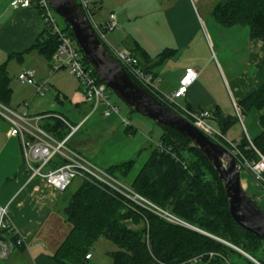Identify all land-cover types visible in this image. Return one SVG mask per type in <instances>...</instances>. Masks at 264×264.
I'll list each match as a JSON object with an SVG mask.
<instances>
[{"label":"trees","instance_id":"1","mask_svg":"<svg viewBox=\"0 0 264 264\" xmlns=\"http://www.w3.org/2000/svg\"><path fill=\"white\" fill-rule=\"evenodd\" d=\"M37 11L41 15V10L37 8ZM212 16L225 27L248 26L252 38L264 39V0H220L214 5ZM41 22L42 28L34 44L23 52L11 54V58H23L25 53L37 51L51 63L59 44V36L42 16ZM62 30L75 39L68 25ZM134 44L132 53L139 59L142 69L153 77L156 62L152 61L158 59L161 62L173 52L163 51L151 58L136 41ZM83 62L91 68L84 55ZM92 72L97 81L101 82ZM10 82L7 65L3 63L0 66V103L7 107H10L13 94ZM237 106L243 114L251 109H263L264 83L244 96ZM41 115L45 122L41 127L53 137L62 140L69 134L68 126L61 118L50 113ZM210 116L217 119L223 131L236 118L225 116L219 108ZM260 125L261 133L251 139L253 146L246 135L236 143L240 153L235 155L237 163L242 160V156L250 161L258 159L256 150L264 155V116L260 118ZM126 130L135 131L131 125ZM221 144L234 151L231 144ZM63 163L61 158L56 157L51 161L50 168ZM134 167L135 159H130L113 164L106 171L123 179L129 176ZM130 185L135 192L175 213L198 230L172 224L106 186L81 179L79 187L68 198L64 208L63 215L71 225V230L55 255L57 261L81 264L91 254L95 242L105 238L117 247L110 252L112 264H187L195 257H200L203 264H257L227 243L264 264V240L247 232L233 220L224 184L217 170L198 148L176 130L170 127L163 130L160 141ZM247 195L258 205L254 196L249 193ZM210 253L213 255L210 256Z\"/></svg>","mask_w":264,"mask_h":264},{"label":"crops","instance_id":"2","mask_svg":"<svg viewBox=\"0 0 264 264\" xmlns=\"http://www.w3.org/2000/svg\"><path fill=\"white\" fill-rule=\"evenodd\" d=\"M192 1H172V5L165 9L159 18H156V27L151 30L152 33L155 32L154 41L134 33L135 29L130 27L134 15H128L129 23L124 24L126 33L123 36L113 31L110 32L112 33L110 38L117 42V46L131 51L135 49L136 41L151 58H155L163 51H173L161 62L158 59L152 61V63L156 62L153 67L155 95L183 116L184 108L208 110L211 113L219 108L225 116H235L234 122L225 131L221 129L217 119L212 116L205 118L206 124L213 130L210 137L218 140L220 144L222 142L237 143L245 135L253 139L261 133L260 118L264 116V108L251 109L242 113V124L237 116L235 104L237 105L244 96L264 83V39L252 38L248 26L233 25L227 28L232 29L231 33L238 31L240 40L225 41L218 46V41H215L207 21L203 20L192 7ZM11 2L12 0H0V66L6 63L7 70L12 60L15 59L22 65L27 55L37 52L25 53L23 58L19 59L10 57L11 54L30 48L42 28L41 15L37 9L14 8ZM102 4L103 0H96L95 17L102 8ZM107 17L100 18L98 22H103ZM215 22L219 24L216 20ZM237 27H247L248 32L244 30L245 28ZM196 36L200 38L201 48L194 43ZM52 59L54 60V57ZM49 66L51 67L52 63ZM189 68L197 70L196 79L184 96L174 98V101L170 102L168 98L178 89L181 78ZM29 69L34 71L35 77V69ZM43 78V76L39 77L37 82H46ZM47 89L46 85L41 94L37 90L36 92L44 96ZM66 97V94L61 96L58 91L55 99H58L57 101L61 99L60 102H63ZM70 103L81 113L89 108L82 121L73 126H79L96 111L93 110L92 103L84 98L81 86L71 92ZM28 106L29 103L23 102L13 109L28 111ZM44 112L58 118L65 116L56 110H47L40 114H30L28 111L32 117H42L39 120L40 126L45 123L41 115ZM116 114L120 115V111L108 116H104L102 112V115L106 117L104 120L106 123H114L113 120L118 117ZM127 121L128 123L121 117V122L125 124V133L127 135L135 133V128L134 132L126 130L129 125L133 126L130 120L127 119ZM84 124L85 122L76 133ZM9 130V122L0 116V204L9 207L11 218V229L2 235L1 242L12 244L5 255L0 245V264H65L57 261L55 255L71 230V225L63 215L66 205L62 203L66 200L64 191L67 188L63 191L56 190L42 178H30L29 170L24 162L21 142L18 137L11 136ZM74 135L69 140V146L93 162L74 145L72 141ZM84 135L88 139L93 138L92 133L86 132ZM113 162L115 163L111 165L120 163ZM50 166L51 164H48L46 169H50ZM241 171L244 172L241 173ZM241 171V184L245 192L254 196L259 203H263L264 189L254 180L249 170ZM15 235L16 238L22 239V244H14ZM100 239L95 244L99 243ZM107 243V248L101 252L111 257L110 252L113 251L115 244ZM98 247L96 244L95 255L100 253ZM67 264L70 263L67 262ZM81 264H112V262L91 253L90 258L85 259Z\"/></svg>","mask_w":264,"mask_h":264},{"label":"built area","instance_id":"3","mask_svg":"<svg viewBox=\"0 0 264 264\" xmlns=\"http://www.w3.org/2000/svg\"><path fill=\"white\" fill-rule=\"evenodd\" d=\"M75 1L81 11L88 18L101 43H104L108 47V51L116 60H118L126 72L134 77L141 85L154 92L155 85L153 76L142 69L139 64V59L131 50L125 47L112 46L107 38V34L115 31L119 26L116 13L110 12L103 22H98L95 17L96 0ZM11 5L14 8H38L41 10V16L44 21L49 24L53 32L57 33L59 36V44L53 55L54 60L59 64H53L51 70L56 71L61 67H67L70 74L79 80L84 98L92 103L93 110L98 109L102 104L106 106L103 110L104 116H108L113 112L119 113V108L110 101L108 93L109 88L107 85L102 81H97L92 72L93 69L84 64L83 53L79 50L74 39H72L67 32H64L57 24L49 1L12 0ZM197 75V70L192 68L187 69L180 80L178 89L168 98L170 102H173L174 98L184 96ZM18 79L21 82L34 84L37 87V92L39 94L42 93V90L45 89L47 85L46 82L38 83L35 80L34 71L30 69L20 72ZM235 107L237 116L243 124V114L236 104ZM183 114L202 132L209 137L212 136L213 130L205 122V118H208L211 115L208 110H192L184 108ZM0 116L9 122V134L18 137L21 142L24 162L29 170L30 178H42L48 185L60 191L65 190L75 177L89 179L99 185L106 186L107 188L118 192L131 202L153 211L155 214L172 224L198 230L175 213L156 205L144 196L135 192L131 188V185H127L122 179L110 174L106 169L98 168L93 162L73 150L68 143L70 138L78 131L79 126H73L65 118L61 117L68 126L70 132L64 139L58 140L39 125V120L42 117H32L27 110L17 111L0 103ZM124 121L128 123L125 118ZM246 137L252 145L251 138L247 135ZM231 145L234 149L232 153L234 155L240 154L236 149V143H231ZM256 152L258 154V159L250 161L242 156V160L238 163V166L241 170H249L254 180L264 189V155L258 150H256ZM56 157L61 158L64 163L58 167L46 169L47 165ZM10 229L11 218L9 207L0 204V245L4 255L12 244L1 242V237ZM14 244H22V239L16 238ZM227 244L237 249V247L232 244ZM212 255L213 253H210V256ZM90 256L91 254H88L86 257L90 258ZM187 264H203V262L200 261V257H195L189 260Z\"/></svg>","mask_w":264,"mask_h":264},{"label":"rangeland","instance_id":"4","mask_svg":"<svg viewBox=\"0 0 264 264\" xmlns=\"http://www.w3.org/2000/svg\"><path fill=\"white\" fill-rule=\"evenodd\" d=\"M172 1L173 0H103L102 8H100V11L96 15V20L99 21L100 18L107 17L109 12L116 13L119 26L116 28L115 32H119L123 36L126 33L124 32L126 30V25L129 23L128 15H134L130 22V27L135 29L134 33L147 37L149 41H154L155 32L152 33L151 30L156 27V18H159L161 13L172 5ZM193 1L192 7L199 13L203 20L207 21L215 41H218V46L225 41L240 40L238 31H233V33H231V28L223 27L215 22L212 16V9L220 0ZM53 13L57 24L61 29H65L67 23L54 11ZM125 23L126 25H124ZM237 28H245L244 30L248 32L247 27ZM111 34L112 33L107 34L109 42L111 41L110 44L114 47H119L117 46V42L110 38ZM74 42L76 43L75 39ZM194 43L201 48L199 36H196ZM51 63L53 65L56 64L57 61L52 59ZM58 64L59 63H57V65ZM29 68L35 69L36 81H38L39 77H44L43 79L48 86V89L44 92V96L38 95L35 85L23 83L17 78L20 72ZM8 71L13 90L10 108L15 107L19 103L23 104V102H26L27 104L29 103L28 111L30 114H40V112L42 113L47 110L60 111L65 115L61 117L65 118L72 125L80 123L86 115L89 108L81 113L70 103L71 92L80 86V82L76 77L70 74L67 67H61L56 71H52L45 57L37 52H33L32 55L26 56L25 62L22 65L17 63L15 59L12 60ZM58 91L61 96H64V94L67 95L63 102H60L61 99L59 101L55 99ZM109 97L111 102L120 109V115L116 114L118 117L113 120L115 122L106 123L104 121L106 117L102 115V112L106 106L101 104L96 111L87 117V121L85 120L82 122H85L84 126L74 135L72 141L78 149L101 169H107L112 163H115L113 161L122 162L135 159L134 169L130 172L128 177L122 179L124 183L130 185L142 165L148 159L152 149L160 141L163 129L151 119L135 111H131L130 107L122 102L111 90L109 92ZM121 117L130 120V123L136 129L135 133L129 135L125 133V124L121 122ZM86 132L92 133L93 138L88 139L84 135ZM152 145L155 146L152 147ZM243 172L244 171H241V173ZM80 183L81 179L78 177L72 180L71 185L65 193L67 199L63 201L62 204L66 205L68 198L79 187ZM258 205L264 210V202H258ZM106 240L105 238H101L99 243H96L100 250L98 255H95V249H97L96 244L94 246L95 248H91V253H93L94 256L100 255L103 260H110L112 262L111 257L101 252L105 251L107 248V242L114 244ZM116 249L117 247L114 245L113 250Z\"/></svg>","mask_w":264,"mask_h":264},{"label":"water","instance_id":"5","mask_svg":"<svg viewBox=\"0 0 264 264\" xmlns=\"http://www.w3.org/2000/svg\"><path fill=\"white\" fill-rule=\"evenodd\" d=\"M52 10L69 26L85 59L98 78L127 106L156 122L163 130L170 127L186 137L213 164L224 184L233 220L244 230L264 240V210L245 192L235 155L215 142L186 117L137 84L102 45L91 23L75 0H48ZM249 259L250 255L237 248Z\"/></svg>","mask_w":264,"mask_h":264},{"label":"bare ground","instance_id":"6","mask_svg":"<svg viewBox=\"0 0 264 264\" xmlns=\"http://www.w3.org/2000/svg\"><path fill=\"white\" fill-rule=\"evenodd\" d=\"M241 170V169H240Z\"/></svg>","mask_w":264,"mask_h":264}]
</instances>
